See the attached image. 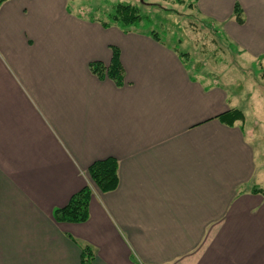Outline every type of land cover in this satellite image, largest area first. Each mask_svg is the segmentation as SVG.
<instances>
[{
    "label": "crops",
    "instance_id": "crops-1",
    "mask_svg": "<svg viewBox=\"0 0 264 264\" xmlns=\"http://www.w3.org/2000/svg\"><path fill=\"white\" fill-rule=\"evenodd\" d=\"M193 1L224 22L240 70L264 67V0ZM105 19L70 0L0 5V264H81L82 245L93 264H264V167L247 129L250 115L264 135L263 75L242 98L234 75L195 74L178 47ZM114 48L122 85L90 69ZM232 109L244 119L222 120ZM109 157L119 185L102 192L88 169ZM87 185L88 220L56 221Z\"/></svg>",
    "mask_w": 264,
    "mask_h": 264
},
{
    "label": "rangeland",
    "instance_id": "rangeland-1",
    "mask_svg": "<svg viewBox=\"0 0 264 264\" xmlns=\"http://www.w3.org/2000/svg\"><path fill=\"white\" fill-rule=\"evenodd\" d=\"M119 2H129L139 6L143 14L150 16L151 24L145 19L138 28L154 29L162 40L178 47L182 52H189L185 57L191 72L198 75H200L198 72L213 73L217 80L221 75H234L236 81L233 83L242 98L250 84H257L256 79L260 80L261 75L264 77V67L249 60H241V63L248 64L250 70H240L239 52L224 38L227 35L224 22L202 18L190 6L189 0L183 3L176 0H70V5L74 11L86 16L105 18ZM220 80L224 78L220 77ZM245 101L243 100L244 107H249ZM262 113L264 116V111ZM251 125L254 134L250 133V138L254 141L259 140L256 153L257 166L264 167V135H260L263 127L260 126L257 118L249 115L247 129H251ZM262 186L264 187V183Z\"/></svg>",
    "mask_w": 264,
    "mask_h": 264
},
{
    "label": "trees",
    "instance_id": "trees-1",
    "mask_svg": "<svg viewBox=\"0 0 264 264\" xmlns=\"http://www.w3.org/2000/svg\"><path fill=\"white\" fill-rule=\"evenodd\" d=\"M5 0H0V5ZM183 3L188 0H176ZM190 6L194 8V1L189 0ZM235 18L239 23H244L243 12L239 3L234 7ZM152 22L150 16L143 14L139 6L130 4L129 2H119L114 8L107 13L106 19L102 24L106 27L116 25L123 30L135 29L140 26L143 20ZM149 34L161 39L159 33L152 29L148 30ZM182 56H188L186 52L181 53ZM91 71L98 77H110L117 85H122L124 82V69L120 61V53L117 48H114L113 58L110 65L105 66L99 61L90 63ZM222 120L229 124H234L237 120L244 119V114L239 109H232L221 116ZM91 180L102 192H110L115 190L119 185L118 160L114 157H109L102 160H97L88 169ZM255 189L254 191H257ZM92 196V188L90 185L85 186L79 192L74 194L68 204L62 208L54 210V218L59 222H74L82 223L89 218V205ZM95 259V251L91 245H82L81 249V264H93Z\"/></svg>",
    "mask_w": 264,
    "mask_h": 264
}]
</instances>
